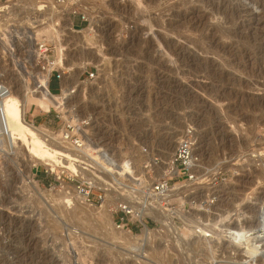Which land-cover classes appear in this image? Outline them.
Here are the masks:
<instances>
[{
	"label": "rangeland",
	"instance_id": "1",
	"mask_svg": "<svg viewBox=\"0 0 264 264\" xmlns=\"http://www.w3.org/2000/svg\"><path fill=\"white\" fill-rule=\"evenodd\" d=\"M13 3L16 15L0 21V80L11 81L18 95L22 89L29 94L26 122L57 136L64 117L87 120L88 153L100 166L95 172L88 159L93 167L84 174L97 185L117 176L129 180L128 187L138 179L150 189L152 171L139 158L162 151L161 140L184 131L194 142L196 173L188 179L171 171L168 187L184 192L162 204L160 194L140 204L129 188L123 196L108 191L101 203L93 190L88 209L105 202L109 224L102 213L85 217L72 186L45 172L51 165H25L20 153L10 160L3 152L0 264H264V248L245 257L228 234L251 227L248 235L255 237L260 213L264 218V0H66L64 8L55 0ZM40 42L49 48L45 62L38 58ZM47 63L51 74L39 92V67ZM63 84L71 91L67 101L76 102L68 114ZM35 85L36 98L29 90ZM47 93L58 94L55 108L40 101ZM59 157V164H70L73 156ZM49 192L69 194L73 203ZM118 198L154 206L160 218L112 210ZM143 229L145 243L134 237Z\"/></svg>",
	"mask_w": 264,
	"mask_h": 264
},
{
	"label": "bare ground",
	"instance_id": "2",
	"mask_svg": "<svg viewBox=\"0 0 264 264\" xmlns=\"http://www.w3.org/2000/svg\"><path fill=\"white\" fill-rule=\"evenodd\" d=\"M23 1V0H22ZM33 1V0H32ZM14 0H6L2 3H0V21H7L8 23H10L8 20L9 17L11 18V14H12V9L13 6L15 5ZM27 2V1H26ZM56 4H58V7H63L66 4V0H55ZM17 3V1H16ZM19 3V2H18ZM34 3V2H33ZM38 3V2H37ZM18 5V4H17ZM25 5V4H24ZM32 5V4H31ZM38 5V4H37ZM33 6V5H32ZM31 6V7H32ZM19 7V6H18ZM22 7V6H21ZM20 7V8H21ZM52 8V7H51ZM24 10H27L26 8ZM35 10V9H34ZM52 9H50L51 11ZM18 11V10H17ZM22 11V10H21ZM28 11V10H27ZM16 13V11L14 12ZM27 13V12H26ZM18 14V13H17ZM41 14V13H40ZM13 17L16 14H12ZM42 15V14H41ZM27 16V15H26ZM37 16V14H36ZM24 17V16H23ZM64 19H66V12H64L63 14ZM12 19V18H11ZM36 19V18H35ZM188 19V18H187ZM14 20V19H13ZM49 20V19H48ZM67 21V20H66ZM14 22V21H13ZM11 22V23H13ZM3 23V22H2ZM69 23V22H68ZM67 23V25H69ZM7 24V23H6ZM52 24V23H51ZM3 25V24H2ZM0 25V26H2ZM53 25V24H52ZM174 25V24H173ZM4 26V25H3ZM2 26V27H3ZM7 26V25H6ZM51 26V25H49ZM1 27V28H2ZM32 27V26H31ZM58 27V26H57ZM14 28V27H13ZM89 28V27H88ZM10 29V27H9ZM8 29V30H9ZM7 30V29H6ZM14 32H17L16 30L13 29ZM59 31V30H58ZM7 32V31H6ZM10 32V31H9ZM23 32V31H22ZM30 32V31H29ZM69 32V31H68ZM8 34V33H7ZM6 34L5 37H7L8 35ZM88 34V33H87ZM24 35V34H23ZM84 35V33H83ZM3 36V35H2ZM21 36V35H20ZM19 37V36H18ZM22 37V36H21ZM25 37V36H24ZM29 37V36H28ZM83 37V36H82ZM92 37V36H91ZM8 40V39H7ZM22 41V40H21ZM2 43V42H1ZM9 43V42H8ZM38 43H35V45ZM56 44V43H55ZM25 46H22V48H24ZM35 49V48H34ZM36 51V50H34ZM59 51V50H58ZM94 53V52H92ZM37 54V53H36ZM38 58L40 57L44 62L47 60L45 54L41 55L38 54ZM85 55V54H84ZM59 56V55H58ZM81 56V55H79ZM89 56V55H88ZM92 56V54L90 55ZM94 56V55H93ZM85 57V56H84ZM37 58V59H38ZM57 58V57H56ZM83 58V57H82ZM86 58V57H85ZM91 58V57H89ZM59 64V63H58ZM51 63H47L45 66H41L39 67L41 70V74H42V78H44V80L42 81L41 79V85H40V89L38 90V86L35 85V88L33 90L32 87H29L30 89V95L35 97L37 96V90L40 92L44 91L46 88V79H47V75L49 73V71H51ZM54 65H57L56 63ZM81 67L82 64H80ZM38 66V65H37ZM61 66V65H59ZM38 68V69H39ZM63 68V67H61ZM80 68V67H79ZM69 71V69H68ZM67 72V71H66ZM80 72V71H79ZM71 73V72H70ZM73 73V70H72ZM67 74V73H66ZM78 74V73H77ZM68 75V74H67ZM66 76V75H65ZM78 76V75H77ZM68 77V76H67ZM70 77V75H69ZM65 79V78H64ZM63 79V80H64ZM77 80V79H76ZM11 82V81H10ZM10 82H4L3 80H0V156L2 155V153H6L9 157L10 160L12 158V156H17L18 153H20V156H23V160H25V165L28 164L30 165L31 163H33V166H35L36 163L38 162H45L47 165H51L52 169L55 170V165H63L67 168H69L71 171L75 172L76 174H83L84 177H86V179L91 180V182L98 187V185L96 184V182H94L93 179H90L89 176L85 175L88 173V171H91L90 167L88 168L87 171H82L80 169V167L78 166L77 163H74L73 160L75 161H81L82 159V153L83 155L87 156V159L91 160L94 162V167L93 169H95V172H98L97 167L100 166L99 161L96 159V157L94 155H91L90 153H88V142L85 143V146L83 147V149L81 150V153L79 154V150L76 149L75 147H73V145H71V143H69L68 141L63 140L62 138H60V130L59 129L57 136H53L51 135L50 132H42L40 129H38V127L34 126L32 123H28L24 120V102L27 101L28 99V95H27V91H25L24 89H22L21 94L18 95L16 90H13L9 85ZM70 83V82H69ZM79 83V82H78ZM68 84V83H66ZM66 84H63L64 87V94L62 95V99L61 100L63 106L64 107V111L63 113H67L69 111H71L72 108H74V103H76L75 101H70L68 102L67 99H71V91L69 89V85L67 86ZM81 85V84H80ZM26 85H24L23 87H25ZM28 86V85H27ZM78 86V85H77ZM75 88V87H74ZM79 88V87H78ZM28 89V88H26ZM74 90V89H73ZM73 92V91H72ZM97 96V95H96ZM38 98V97H37ZM64 98L66 100H64ZM34 100V99H33ZM39 100V99H38ZM61 107V106H60ZM78 107V106H77ZM76 108V107H75ZM79 108V107H78ZM26 113V112H25ZM70 113V112H69ZM65 115V114H64ZM61 115V116H64ZM68 116V115H67ZM74 117V116H73ZM65 119V120H64ZM64 121L65 122H71L73 123L75 126H77V124L81 121V120H76V119H81L80 116H75L74 118H70L69 117L65 118L64 117ZM74 120V121H73ZM43 130V128H42ZM83 130H85V128L83 127ZM88 131V130H87ZM86 131V133H87ZM177 132V131H176ZM187 131H184L183 135L181 136L184 137V135H186ZM180 133V132H179ZM179 133H175V135L171 136L170 139L169 138H164L163 140L160 141V145L162 147V151H158V150H150V152L146 155H144L143 158H139L142 159V161L144 160V162L148 163V166L150 168V170L152 171V175L154 177V181L149 187L145 184V182H143V180H138V185L141 187V185L147 190V192H145V194H143L141 196V203L140 204H148L149 200L151 199V196L153 200H155V195L156 194H160V196L157 198V202L158 204H162L163 202H165L166 200H168L170 197L175 196V195H179L180 193L184 192V189L182 188V186L180 185H173L171 187H167L166 189L160 191V192H156L153 189V185L155 183H159V180L161 178H164V176L168 175L171 171H175V173L177 172L175 167L172 164V160H173V155L177 146V142L181 139L179 136ZM89 134V133H87ZM88 136V135H87ZM55 137V138H54ZM180 138V139H178ZM49 140V141H48ZM156 144V142H154ZM122 144V143H121ZM154 145V144H153ZM160 147V148H161ZM169 147H171V152L173 150V152L171 153V155L167 154L164 150L168 149ZM174 149H173V148ZM132 149V148H131ZM133 150V149H132ZM138 150V149H136ZM169 150L168 153H169ZM62 151V152H61ZM67 152V153H63V152ZM123 151V148H122ZM130 151V150H129ZM134 151V150H133ZM132 151V152H133ZM144 152H146V149L143 150ZM164 151V152H163ZM194 151V150H193ZM124 152V151H123ZM141 152V151H140ZM125 153V152H124ZM72 155L75 158H71L69 161L70 164H68V162H66V160L62 161L61 164H59V160L58 157L59 156H64V155ZM123 154V153H122ZM130 154V153H129ZM136 156L138 154V152L136 153ZM124 155V154H123ZM127 155V154H126ZM142 155V154H141ZM140 155V156H141ZM21 156V157H22ZM131 156V155H130ZM95 157V158H94ZM123 157V156H122ZM110 158V157H109ZM194 158V155H193ZM108 159V158H107ZM127 159V157H126ZM131 159V158H130ZM129 159V160H130ZM106 160V159H105ZM61 161V160H60ZM126 161V160H125ZM128 161V160H127ZM126 161V163H127ZM131 161V160H130ZM133 161V160H132ZM141 161V160H140ZM89 162V161H88ZM103 162V161H102ZM119 162V161H118ZM124 162V160L122 161ZM135 162V161H134ZM138 160H137V164H138ZM125 163V162H124ZM129 163V162H128ZM133 163V162H132ZM75 165L74 167L72 166ZM104 165H106L105 163H103ZM118 164V163H117ZM130 164V163H129ZM195 163H193V168H195L194 166ZM116 165V163H115ZM134 165V163H133ZM32 166V165H31ZM107 166V165H106ZM105 166V167H106ZM113 166V165H112ZM131 166V165H129ZM104 167V169H105ZM116 167V166H115ZM113 166V168H115ZM132 167V166H131ZM134 167V166H133ZM192 168V172H194ZM109 169V168H108ZM130 169V168H129ZM117 170V168L115 169ZM137 170L139 172H142L143 169L139 168V165L137 166ZM131 171V170H130ZM28 173V172H27ZM25 171V174H27ZM85 173V174H84ZM172 173V172H171ZM174 173V172H173ZM196 173V170L195 172ZM135 174V173H134ZM203 175V174H202ZM202 175L197 176L198 179L202 178ZM140 176V175H139ZM27 177V175H26ZM116 178H119L116 176ZM98 181H101L100 179ZM27 183L30 184V186L34 189V190H38L36 185L31 183L30 180L26 181ZM137 182V181H136ZM151 182V181H150ZM61 184L63 185H67L63 182H61ZM101 185V183H100ZM72 186V185H71ZM132 185L129 186V189H131ZM73 192L81 197V199L83 200V202L77 201L75 203L76 206H78L82 212L85 214V217H88L89 215H91L92 212H94L95 215H100L101 213L104 214L107 218L108 223L110 222V214L107 213V210L105 209L106 207V203L104 202L103 205L92 209H88V206H90L89 204H87L84 200V196L81 195L78 190L76 189L75 186H72ZM108 191H106L105 193H107ZM163 193V194H162ZM151 194V195H150ZM48 196L53 197L52 199L55 198V196L57 198H60L61 201H63L64 203L70 204L73 203L71 202V198L68 196H70L69 194H62L61 192H55L54 194H52L51 192H49L47 194ZM122 195V194H120ZM133 195V194H132ZM123 196V195H122ZM127 198L130 197V195L127 193ZM155 198V199H154ZM105 200V196L102 199V201ZM106 201V200H105ZM119 201L121 202V204H118L117 207L113 208L112 210H117L118 208H124L126 211L130 212V209H132V211L134 213H137L139 218L142 219L145 215H151L153 213H155L156 217L159 219L160 216L158 215V213H156V211L154 210V206H149L148 208H140L136 205H132V203L124 201L123 199L121 200V198L117 199V202L119 203ZM129 201V200H128ZM60 203V202H59ZM62 203V204H64ZM102 203V202H101ZM122 203H126L127 205L124 206ZM134 203V202H133ZM2 204V203H1ZM74 205V204H73ZM76 207V208H78ZM1 209V206H0ZM87 210V211H86ZM81 212V211H79ZM93 214V213H92ZM101 214V215H102ZM91 217H93V215H91ZM83 218V217H82ZM92 219V218H91ZM103 221V220H101ZM112 221V220H111ZM110 224V223H109ZM108 224V225H109ZM112 224V223H111ZM196 226V225H194ZM257 228L258 231H260L261 233L259 235H256L255 237H251L250 235H248V233L250 232V228L246 229V230H236V229H230L228 234H229V238L231 239L232 242L234 243H238L242 245V250H243V256L245 257H253L255 256L256 253H259V250H261V248H264V218L260 213V216L258 217V223H257ZM111 227V226H110ZM108 231V230H107ZM117 231V230H116ZM257 231V230H256ZM114 232V229H113ZM112 232V233H113ZM122 232V231H121ZM147 230L143 229L141 232L140 236H134V237H140L141 242L145 243L146 241L144 239L147 238L146 234H147ZM115 234V232L113 233ZM112 234V235H113ZM210 234H214L213 231ZM121 235V234H120ZM148 235V234H147ZM114 237V236H113ZM117 237V236H116ZM123 237V236H121ZM130 237V235H129ZM146 237V238H145ZM136 239V238H135ZM148 239V238H147ZM150 240V239H149ZM148 241V240H147ZM262 251V250H261ZM264 252V251H263ZM262 253V252H261Z\"/></svg>",
	"mask_w": 264,
	"mask_h": 264
},
{
	"label": "built area",
	"instance_id": "3",
	"mask_svg": "<svg viewBox=\"0 0 264 264\" xmlns=\"http://www.w3.org/2000/svg\"><path fill=\"white\" fill-rule=\"evenodd\" d=\"M5 1V0H4ZM40 40H36V42H38ZM37 45V50L38 53L41 55H47L48 53V46L46 43L44 42H40ZM37 64L40 65V63H42L43 61L40 59H37ZM51 71L49 73V77H50ZM89 77H93V72L89 73ZM50 79L48 80V89H50V84H49ZM88 121L87 120H81L77 126H75L73 123L71 122H65L64 120L62 121L61 126L59 127L60 130V138H62L65 141H68L69 143H71V145H73V147H75L76 149H78L81 153V150L83 149V147L85 146V143H90L92 142V138L90 137V135H88L86 133V131L83 130V127L86 128L85 126H88ZM190 131H188V133H186V135H184V137H182L178 142H177V146L173 155V160H172V164L176 169V176H186L188 179L192 178V174L190 173V171H192L193 168V163H194V158H193V140H192V136L190 135ZM88 135V136H87ZM82 159L81 161H75L73 160L74 163H77L78 166L80 167V169L82 171H87L88 168H92L90 166V164H88V159L87 156L83 155L82 153ZM60 160H62L61 157H59ZM55 170H53L52 168H46L45 166V172L49 173V174H53L54 179L56 182H58L61 185V182L65 183V184H69L72 186H75L76 189L78 190V192L84 196V200H89L90 197V193L93 192V190L96 191V193H98V198L101 200L104 198L105 196V192L106 191H114L117 193L122 194L123 192H127V189L129 188L128 185V181L127 179H125V181L123 179H112L109 178L108 182H101V185H98V187H96L91 180L86 179V177L83 176V174H76L75 172L71 171L69 168L63 166V165H55ZM167 176H164V178H161L159 180V183H155L153 185V189L156 192H160L164 189H166L168 187V179ZM137 181V182H136ZM138 180H135L134 183H132V187L130 189V191L133 192L134 194H137L138 196H142L143 194H145V192H147L145 186L143 187L141 185V187L138 185ZM122 211L128 212L126 211L124 208H118ZM131 213V212H128Z\"/></svg>",
	"mask_w": 264,
	"mask_h": 264
},
{
	"label": "crops",
	"instance_id": "4",
	"mask_svg": "<svg viewBox=\"0 0 264 264\" xmlns=\"http://www.w3.org/2000/svg\"><path fill=\"white\" fill-rule=\"evenodd\" d=\"M46 96H48L47 97V99H40V101L42 102V104H45L47 107H54L55 108V105H56V102H57V100H58V94H48L47 93V95H43V98H46ZM40 103L38 102V103H36L35 105L36 106H38ZM28 111V109H26L25 110V112H27ZM24 112V115L26 116V113ZM30 123H32L33 125H34V123L33 122H30Z\"/></svg>",
	"mask_w": 264,
	"mask_h": 264
}]
</instances>
